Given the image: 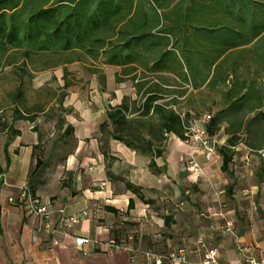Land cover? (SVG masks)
Segmentation results:
<instances>
[{"label": "crops", "instance_id": "crops-1", "mask_svg": "<svg viewBox=\"0 0 264 264\" xmlns=\"http://www.w3.org/2000/svg\"><path fill=\"white\" fill-rule=\"evenodd\" d=\"M177 1L180 0L174 2ZM189 33L194 35L191 30ZM200 38L193 37L184 52L187 50L189 55L197 52V46L201 50L213 47L211 42ZM183 43L181 40L180 48H184ZM175 52L178 61L174 72H151L148 68L152 63L140 58L123 65L108 64L104 58L95 59L79 50L74 61L87 58L102 64V68H92L94 103L85 105L82 99L73 113L57 115L61 140L63 144L69 139L75 141L74 152L63 160L57 159L53 168L46 167L40 172L34 168L37 152L44 144V132L34 125L40 113L44 115L48 110L41 106L36 110L32 106L21 108L20 103L26 97L20 85L27 77L32 80V72L19 68L22 73L16 74L23 77L20 85L6 95L8 105H0V264H149L143 256L131 261L129 251L110 246L109 241L125 240L144 251L157 252L180 246L195 247L200 236L210 239L211 226L222 223L219 214L222 203L233 221L235 233L219 231L211 239L219 250L221 262L243 264L246 259L239 253V246L248 248L249 256L264 259V232L247 216L252 210L264 207V159L258 151L245 141L232 146L235 154L229 171L223 170V156L219 151L216 157L199 154L197 160L203 169L196 173L185 169L192 147L175 132L160 131L162 140L157 141L146 128L140 129L142 141H154L153 148L163 150L161 156L136 150L141 144L135 140L136 145L130 146L115 137L119 133L108 117L110 106H117L127 98L131 106L138 107L151 90L163 94L158 103L168 104V108L183 118L186 114L190 116L189 124L196 117L214 115L223 107L221 94L206 87L215 65L209 68L195 55L194 63L189 66L193 70L189 71L182 49ZM18 53L24 55L22 62L30 56L24 50L15 51ZM14 60L12 53L6 55L0 71L14 65ZM109 68L119 69L121 73L116 75L115 70L111 76L107 73ZM64 69L63 89L66 81L72 85ZM238 70L245 75L244 60ZM207 74L208 81L195 87L192 78ZM229 77H233L231 72ZM127 78L138 86L136 92L126 95L114 90L111 98V85ZM254 115L251 113L245 118ZM127 118L134 120L140 116L132 111L127 113ZM102 124L106 125L103 131ZM156 124L159 126L158 121ZM225 127L226 124L214 136L219 147L227 144L229 136ZM102 182L106 185L101 186ZM25 185L45 202L65 207L70 213L98 203L103 208L99 217L83 220L68 234L38 231L43 220L10 201ZM79 236L90 239L81 248L76 244ZM199 258L200 254L192 256L193 260Z\"/></svg>", "mask_w": 264, "mask_h": 264}, {"label": "trees", "instance_id": "trees-1", "mask_svg": "<svg viewBox=\"0 0 264 264\" xmlns=\"http://www.w3.org/2000/svg\"><path fill=\"white\" fill-rule=\"evenodd\" d=\"M174 1L0 0V66L6 55L19 50L26 56L60 55L59 64L74 61L82 50L108 64L123 65L140 58L152 63L151 72H174L175 49H182L188 67L197 55L207 67L215 65L210 79L208 74L194 76L192 83L199 87L209 79L206 87L221 94L223 107L211 115L205 127L216 136L226 124L227 144L218 149L222 168L229 171L235 154L232 146L245 141L256 151L264 148V0ZM193 37H202L213 47L201 50L197 46V52L188 55L183 49ZM181 40L184 48L179 46ZM242 60L244 76L238 70ZM69 86L66 81L64 87ZM148 92L138 107L131 106L127 98L110 106L108 117L119 133L117 139L130 146L136 145L135 140L141 144L136 150L161 156L163 150L153 148L154 141H142L140 129L146 128L157 141L162 140L160 131L184 137L190 116L183 118L168 104L158 103L164 97L159 91ZM132 111L140 118L129 120L127 113ZM251 113L255 115L246 119ZM105 128L102 124V131Z\"/></svg>", "mask_w": 264, "mask_h": 264}, {"label": "rangeland", "instance_id": "rangeland-1", "mask_svg": "<svg viewBox=\"0 0 264 264\" xmlns=\"http://www.w3.org/2000/svg\"><path fill=\"white\" fill-rule=\"evenodd\" d=\"M13 56L16 63L0 71V105H8L6 101L8 97H6V95L12 94L20 85V81L23 77L16 74V72L22 73L19 68L26 70L27 73L32 72V80L30 81L27 77L20 85L26 97V101H22L20 106L22 109L32 106V110H36V107L41 106L43 110H48L44 115L41 114L42 112L40 113V118L34 125L44 132V144L37 152V164L34 168L35 172H40L46 167L53 168V164L57 162V159L63 160L67 154L74 152L75 141L69 139V141L63 144L61 140L57 115L60 113H73L82 99L83 104L92 106L91 104L94 103L92 81L94 74L92 68L93 66H101L102 68V64L84 58L81 61L70 62L67 66H63V64L57 66L59 64L58 62L61 61V56L53 53H31L25 62H22L23 54L13 53ZM64 67L66 68L67 80L72 82V85L65 89L62 87L64 84ZM115 70L116 75L121 73V70L114 68H109L107 73L112 76ZM25 77L26 76H24V78ZM111 84L113 83L111 82ZM135 89H138V86L131 78H127L126 81L123 80V82L115 81V83L111 85L110 97H114V90L119 94L129 95L132 93L134 94L136 92ZM4 113H7V110H5ZM46 114H48V116ZM45 116H47V120H45ZM200 117H196V119ZM50 171H52V169H50ZM246 183L251 184L252 182ZM262 206H264V202H262ZM247 216H249L248 219L251 220L256 227H261V230L264 232V229H262L264 228V207L252 210L250 215L248 214ZM229 234L233 235V233Z\"/></svg>", "mask_w": 264, "mask_h": 264}, {"label": "built area", "instance_id": "built-area-1", "mask_svg": "<svg viewBox=\"0 0 264 264\" xmlns=\"http://www.w3.org/2000/svg\"><path fill=\"white\" fill-rule=\"evenodd\" d=\"M211 119V114H207L197 119L194 123L185 127L184 140L190 144L193 149L185 167L190 172L200 173L203 169L197 156L206 154L216 157L218 155L219 142L216 137L211 136L205 124ZM258 153L264 159V149ZM1 179V177H0ZM106 185L105 182L101 186ZM10 201L22 206L27 214H33L42 219L38 231H48L51 233L64 232L66 234L83 220L91 217H99L102 211L101 204H95L92 208H86L77 212L70 213L65 207L54 206L52 202H45L38 195L34 194L30 186L25 185L21 188L18 196L10 197ZM225 205L222 203L219 214L223 220L219 225H213L210 228V239L200 236L197 239L195 247L180 246L168 252H157L153 250L144 251L141 247L134 246L125 240L118 241L115 238L109 241V245L117 249L127 250L130 252L131 261H136L143 256L149 264H223L220 260L218 248L212 245L211 239L219 231L234 234L233 221L229 219L224 211ZM88 237H76L78 247L89 242ZM248 248L239 246V253L246 259L243 264H264V259H258L248 255ZM200 254L198 260H193L192 256Z\"/></svg>", "mask_w": 264, "mask_h": 264}]
</instances>
